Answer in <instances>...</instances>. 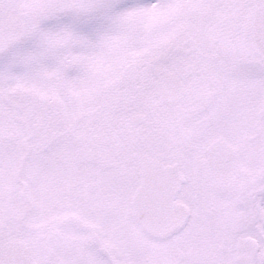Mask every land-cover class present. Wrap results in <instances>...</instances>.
I'll return each mask as SVG.
<instances>
[{
  "label": "snow or ice",
  "instance_id": "6c2138e0",
  "mask_svg": "<svg viewBox=\"0 0 264 264\" xmlns=\"http://www.w3.org/2000/svg\"><path fill=\"white\" fill-rule=\"evenodd\" d=\"M0 264H264V0H0Z\"/></svg>",
  "mask_w": 264,
  "mask_h": 264
}]
</instances>
